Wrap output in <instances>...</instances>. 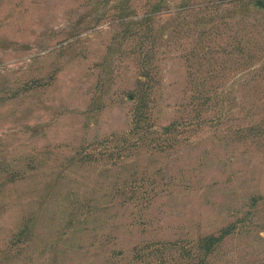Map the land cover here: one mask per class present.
Instances as JSON below:
<instances>
[{
	"label": "rangeland",
	"instance_id": "rangeland-1",
	"mask_svg": "<svg viewBox=\"0 0 264 264\" xmlns=\"http://www.w3.org/2000/svg\"><path fill=\"white\" fill-rule=\"evenodd\" d=\"M0 264H264V0H0Z\"/></svg>",
	"mask_w": 264,
	"mask_h": 264
},
{
	"label": "trees",
	"instance_id": "trees-1",
	"mask_svg": "<svg viewBox=\"0 0 264 264\" xmlns=\"http://www.w3.org/2000/svg\"><path fill=\"white\" fill-rule=\"evenodd\" d=\"M138 114H139V112H138ZM139 115H141V116H138L137 112H136V116L134 117V128L136 130H139L141 132V135H144V136H146V134L150 135V133H148L149 132L148 127L145 126V124H147V122H148V119L144 118V116H146V114L144 113V110L141 111V114H139ZM135 118L137 120H135Z\"/></svg>",
	"mask_w": 264,
	"mask_h": 264
}]
</instances>
